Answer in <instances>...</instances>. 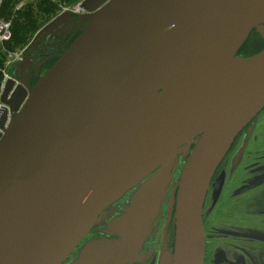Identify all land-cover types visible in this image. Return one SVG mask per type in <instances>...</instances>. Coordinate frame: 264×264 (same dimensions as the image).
Masks as SVG:
<instances>
[{
    "label": "water",
    "instance_id": "1",
    "mask_svg": "<svg viewBox=\"0 0 264 264\" xmlns=\"http://www.w3.org/2000/svg\"><path fill=\"white\" fill-rule=\"evenodd\" d=\"M78 37L32 88L10 77L0 101V264H63L111 204L120 241L72 264H125L175 182L176 235L164 264H204L212 176L264 108V0H82ZM68 15L62 11L37 34ZM193 147L191 148V146Z\"/></svg>",
    "mask_w": 264,
    "mask_h": 264
},
{
    "label": "flooded vegetation",
    "instance_id": "2",
    "mask_svg": "<svg viewBox=\"0 0 264 264\" xmlns=\"http://www.w3.org/2000/svg\"><path fill=\"white\" fill-rule=\"evenodd\" d=\"M67 12L55 26L35 38L23 60L11 70L17 84L32 88L81 33L86 23L80 20L83 11ZM181 157L174 185L151 219L143 221L144 236L133 260L125 264H164L163 257L174 253V210L170 220L168 211L185 162ZM134 195L135 188L105 209L63 264H72L89 241H120L119 235L108 234V224L125 213ZM203 224L204 264H264V108L239 132L217 166L204 202Z\"/></svg>",
    "mask_w": 264,
    "mask_h": 264
},
{
    "label": "trees",
    "instance_id": "3",
    "mask_svg": "<svg viewBox=\"0 0 264 264\" xmlns=\"http://www.w3.org/2000/svg\"><path fill=\"white\" fill-rule=\"evenodd\" d=\"M21 0H5L2 7V16L6 19H11L12 22V37L10 40L4 43V47L7 49L9 44L14 47L20 46L24 41L26 33L33 32L37 28V23L44 17H49L58 10L56 2L50 0H31L28 3L15 10L17 4ZM73 1V0H64ZM255 32L252 33L254 35ZM256 36V35H255ZM246 42L240 49V54L252 55L259 52L264 48V42L258 48H251ZM251 49H254L252 51ZM1 50V49H0ZM3 52H0V70L4 65L5 57ZM3 81V74L0 71V89Z\"/></svg>",
    "mask_w": 264,
    "mask_h": 264
},
{
    "label": "rangeland",
    "instance_id": "4",
    "mask_svg": "<svg viewBox=\"0 0 264 264\" xmlns=\"http://www.w3.org/2000/svg\"><path fill=\"white\" fill-rule=\"evenodd\" d=\"M30 1L31 0H25L24 2L28 3ZM81 1L82 0H73V1L64 2V0H62L61 2L56 3L58 6V10L54 14L50 15L49 17H44L43 19L39 20V22L37 23V25H38L37 28L33 32H29V33L25 34V36H24L25 39L20 46L14 47L12 44H9L7 49L4 46L1 48L0 52L4 53L2 55H4L5 61L3 64L4 66L1 67V70H0L3 74V81H2V85H1V89H0V95H1V91L3 88L4 82L9 77H13L11 70H13V68L19 62H21L23 60L26 52L31 48L33 41L37 37V34L39 33V31L47 23H49L53 18H55L57 15H59L61 13L62 7H65V8L67 7L71 10H74L75 7L80 4ZM246 42H249L248 44L250 45L251 48L256 49L259 46H261V44L264 42V38L258 36V34L255 33L254 35H251ZM254 49H251V50L254 51ZM240 55H244V54H240Z\"/></svg>",
    "mask_w": 264,
    "mask_h": 264
},
{
    "label": "built area",
    "instance_id": "5",
    "mask_svg": "<svg viewBox=\"0 0 264 264\" xmlns=\"http://www.w3.org/2000/svg\"><path fill=\"white\" fill-rule=\"evenodd\" d=\"M4 1L5 0H0V49L4 46V43L6 41L10 40L11 37H12V30H11L12 29V22H11V19H6L1 14ZM24 1L25 0H21L17 4L15 10L21 8L24 5V3H25ZM50 1L59 3L62 0H50ZM62 11L79 12V11H82V9L80 8L79 5H77L74 10H71V9H69L67 7L66 8L62 7ZM2 106H3V103L0 101V108H2Z\"/></svg>",
    "mask_w": 264,
    "mask_h": 264
}]
</instances>
